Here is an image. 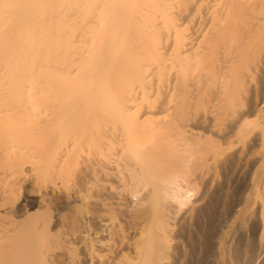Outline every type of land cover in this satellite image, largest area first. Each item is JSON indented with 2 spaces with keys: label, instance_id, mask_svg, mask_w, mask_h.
<instances>
[{
  "label": "bare ground",
  "instance_id": "obj_1",
  "mask_svg": "<svg viewBox=\"0 0 264 264\" xmlns=\"http://www.w3.org/2000/svg\"><path fill=\"white\" fill-rule=\"evenodd\" d=\"M28 178L0 264H264V0H0V197Z\"/></svg>",
  "mask_w": 264,
  "mask_h": 264
},
{
  "label": "rangeland",
  "instance_id": "obj_2",
  "mask_svg": "<svg viewBox=\"0 0 264 264\" xmlns=\"http://www.w3.org/2000/svg\"><path fill=\"white\" fill-rule=\"evenodd\" d=\"M244 170V171H243ZM245 171H247V169L246 168H243V169H238V173L241 175V177L244 175V173H245ZM237 172V171H236ZM220 175V173L219 172H216V174H215V177L218 179V178H220L221 179V175ZM32 180V178H28V179H26L25 181L23 180H21V181H17V183H15V184H13V187L14 186H17L16 184H18L19 186H17V187H15V189H18V191L16 190V192H15V190H12L13 191V193L12 192H8V195H5L6 196V198H5V196H3V197H0V204L2 203V201L3 202H6L5 200L7 199V196L9 197V194H10V197H12V198H14L15 199V204L17 205V206H19V208H20V210L22 209V210H24V208L25 209H27V208H30V209H33V208H36V207H34L35 205H33V202L35 201V197L36 196H38L37 195V192H36V187H37V185H35L34 183H33V180ZM55 180V179H54ZM31 182V183H30ZM56 182L58 183H56V184H53V183H51V186H49L48 187V194L50 195V205H51V203H52V205L51 206H53L54 204V206L53 207H51L50 206V210H51V208H52V214L51 215H54V214H56V213H60V212H62V211H64V212H62V215L63 216H65V217H67V216H69V217H72V216H75V215H77V214H79L80 212H84L85 210H86V203H85V201L82 199H80V198H78V200L77 199H73V198H70V200L69 201H71V202H68V204H64L63 202H62V193H63V191L66 189L65 187H67L68 186V183H70V181L68 182L67 180H65V181H58V179L56 180ZM28 184V185H27ZM31 184V185H30ZM63 186H62V185ZM71 184V183H70ZM24 185V186H23ZM55 185H57L56 186V188H55ZM67 185V186H66ZM34 186V187H33ZM53 186V187H52ZM60 188H59V187ZM12 187V186H11ZM13 187H12V189H13ZM19 187V188H18ZM30 187L32 188V189H30ZM24 189V190H23ZM34 189H35V192H34ZM52 189H53V191H52ZM62 189V190H61ZM29 191V192H28ZM30 191H31V193H30ZM20 192H22L21 194H20ZM60 192V193H59ZM52 193V194H51ZM15 194V195H14ZM24 195H26V197L23 196ZM254 194L253 193H251V196H253ZM29 196V197H28ZM61 196V197H60ZM9 197V198H10ZM31 197V198H30ZM4 200H3V199ZM21 198V199H20ZM2 199V200H1ZM17 199V200H16ZM23 199H25V200H23ZM8 200V199H7ZM24 201V202H23ZM76 201H79V202H76ZM83 201V202H82ZM29 202V203H28ZM60 202V203H59ZM72 203V204H71ZM75 203V204H74ZM76 203H78L77 204V206H76ZM31 204V205H30ZM62 204V205H61ZM66 205V206H65ZM80 205H82L81 207H79ZM25 206V207H24ZM28 206V207H27ZM32 206V207H31ZM63 206H64V208H63ZM68 206V207H67ZM70 206V207H69ZM84 207H85V209H84ZM55 208H56V210H57V208H58V210L56 211L55 210ZM68 208L69 209H71V211H70V213H71V215H69V214H67V213H69L68 211ZM72 208H73V210H72ZM81 208V210H80V212H79V209ZM65 209H66V211H65ZM62 210V211H61ZM68 210V211H67ZM55 211H56V213H55ZM59 211V212H58ZM74 211V212H73ZM51 212V211H50ZM18 213H21V211L20 212H18ZM65 215H64V214ZM60 215H61V213H60ZM68 218V217H67ZM91 231V230H90Z\"/></svg>",
  "mask_w": 264,
  "mask_h": 264
}]
</instances>
